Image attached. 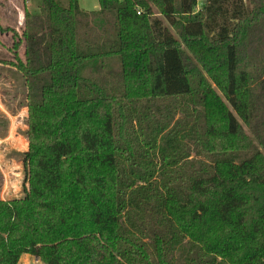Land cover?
<instances>
[{"label": "trees", "instance_id": "obj_1", "mask_svg": "<svg viewBox=\"0 0 264 264\" xmlns=\"http://www.w3.org/2000/svg\"><path fill=\"white\" fill-rule=\"evenodd\" d=\"M38 1L0 264H264V0Z\"/></svg>", "mask_w": 264, "mask_h": 264}, {"label": "rangeland", "instance_id": "obj_2", "mask_svg": "<svg viewBox=\"0 0 264 264\" xmlns=\"http://www.w3.org/2000/svg\"><path fill=\"white\" fill-rule=\"evenodd\" d=\"M82 9L98 11V0H79ZM38 0H0V25L22 33L27 10L37 13ZM162 17V16H161ZM0 31V199H12L23 194V153L28 149L26 137L28 108L26 85L22 74L3 60L13 58V32ZM19 55L24 58L23 45ZM246 132L249 129L244 125ZM18 264H45L34 255L23 254Z\"/></svg>", "mask_w": 264, "mask_h": 264}, {"label": "built area", "instance_id": "obj_3", "mask_svg": "<svg viewBox=\"0 0 264 264\" xmlns=\"http://www.w3.org/2000/svg\"><path fill=\"white\" fill-rule=\"evenodd\" d=\"M140 13V12H139Z\"/></svg>", "mask_w": 264, "mask_h": 264}]
</instances>
